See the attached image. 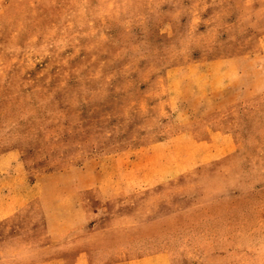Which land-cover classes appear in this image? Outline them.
<instances>
[{"label": "rangeland", "instance_id": "1", "mask_svg": "<svg viewBox=\"0 0 264 264\" xmlns=\"http://www.w3.org/2000/svg\"><path fill=\"white\" fill-rule=\"evenodd\" d=\"M196 118L236 142L238 217L260 225L236 263L264 264V0H0V155L32 181L109 158L127 174ZM39 198L1 197L0 264H56L46 229L61 222ZM173 247V264H203L201 246Z\"/></svg>", "mask_w": 264, "mask_h": 264}, {"label": "crops", "instance_id": "2", "mask_svg": "<svg viewBox=\"0 0 264 264\" xmlns=\"http://www.w3.org/2000/svg\"><path fill=\"white\" fill-rule=\"evenodd\" d=\"M196 119L200 123L189 122L180 133L127 156V174L109 158L98 170L88 162L32 181L17 151L0 155V199L17 197L16 208L38 196L48 221L54 213L61 223L46 230L57 237L48 258L56 264H173L180 252L173 246L185 245L203 248V264H237L243 259L238 244L255 237L245 230L260 225L238 217L248 189L232 163L233 136L205 130ZM224 207L221 213L234 215L213 221L212 213Z\"/></svg>", "mask_w": 264, "mask_h": 264}]
</instances>
